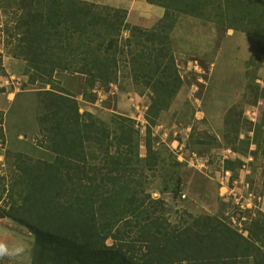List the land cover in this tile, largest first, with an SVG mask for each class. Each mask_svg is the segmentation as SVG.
<instances>
[{
  "label": "trees",
  "instance_id": "trees-1",
  "mask_svg": "<svg viewBox=\"0 0 264 264\" xmlns=\"http://www.w3.org/2000/svg\"><path fill=\"white\" fill-rule=\"evenodd\" d=\"M146 1L164 8L149 29L128 22L126 8L94 1L0 0V9L18 12L14 56L28 62V82L49 85L38 91L36 144L52 155H34L15 142L4 153L0 148L8 166L7 174L0 172V219L34 234L33 264H264V213L251 220L247 235L217 215L184 211L172 220V208L149 189L164 162L153 129L184 82L171 37L180 15L200 17L212 8L221 26L264 39V0H241L239 18L233 0ZM121 61L146 87L161 72L168 76L151 97L144 137L129 116L115 113L108 122L81 111L77 96L55 78L58 72L84 75L82 98L93 103L98 94L91 89L116 84ZM2 123L0 110L3 144ZM198 141L210 147L218 138L204 134ZM173 156L176 165L186 164ZM224 165L236 177L243 161L229 158Z\"/></svg>",
  "mask_w": 264,
  "mask_h": 264
},
{
  "label": "rangeland",
  "instance_id": "rangeland-1",
  "mask_svg": "<svg viewBox=\"0 0 264 264\" xmlns=\"http://www.w3.org/2000/svg\"><path fill=\"white\" fill-rule=\"evenodd\" d=\"M88 1L126 8L127 21L147 29L158 22L161 11L164 13L162 7L146 0ZM240 1L231 2L232 12L238 18ZM17 14L16 8L0 9V59L5 67L4 76L19 82L17 88L10 85L5 93L0 87V110L6 138L3 144L0 141V148L4 153L15 142L14 147L18 149L52 158L36 144L39 139L35 118L38 91L48 89L49 85L30 84L28 75L24 74L28 62L14 56L19 54L17 40L13 37ZM232 24L235 29V23ZM127 34L125 31L124 36ZM171 37L175 64L184 82L153 129L154 147L161 152L164 162L158 175L152 179L150 192L172 208V220L184 211L195 215H217L247 235L246 228L251 220L260 212L264 213V39L254 33L221 26L212 8L200 17L181 14ZM196 65L200 70L194 68ZM55 78L77 96L81 111H92L108 122L115 113L129 116L141 130H145V114L151 97L160 91L168 76L161 72L152 85L146 87L141 78H134L131 66L121 61L120 79L116 84L97 83L94 88H89L98 94V100L93 103L82 98L88 88L84 75L58 72ZM10 90L15 91L13 98L8 97ZM253 113L257 116L254 117ZM21 131L29 134L28 139L18 135ZM204 134L217 136L218 143L210 147L201 145L198 140L203 139ZM176 140L186 143L188 150L203 149L198 153L210 156L211 167L200 170L188 163L176 165L171 149ZM142 143L141 152L145 156L146 147ZM188 150L184 151V159H179L180 162L190 159ZM224 154L243 161L238 168L236 184L231 180L223 184L218 179ZM7 168L3 154L0 156V172L7 174ZM233 189L237 196L229 195V190ZM248 192H253L256 197L245 205L246 209H242L235 198L245 201ZM3 219L5 221H1ZM3 219H0V264H33L34 234L9 218Z\"/></svg>",
  "mask_w": 264,
  "mask_h": 264
},
{
  "label": "built area",
  "instance_id": "built-area-1",
  "mask_svg": "<svg viewBox=\"0 0 264 264\" xmlns=\"http://www.w3.org/2000/svg\"><path fill=\"white\" fill-rule=\"evenodd\" d=\"M198 66V67H197ZM195 69H197V70H200V66L199 65H196L195 67H194ZM17 79V78H16ZM6 86L7 87H9L10 85L11 86H14V87H18V84H19V82H15V78H12V77H10V78H8L7 80H6ZM17 91V90H16ZM8 97L10 98V95L12 96V98H13V96H14V94H15V91L14 90H10L9 92H8ZM253 115H254V117H256L257 116V114L256 113H253ZM147 120V119H146ZM252 120L253 121H255V118H252ZM147 125V124H146ZM137 126V125H136ZM138 127V126H137ZM139 128V127H138ZM141 130V129H140ZM144 131H146V126H145V130L144 129H142L141 130V134L144 132ZM177 142V144H175ZM180 140H176L175 142H173V144H172V146H171V149H172V151H173V153H175L177 156H178V158L179 159H181V160H183L184 158H183V154H184V151L185 150H188L187 149V145H186V143H182V142H180L182 145H180ZM179 147V148H178ZM189 152H190V155L189 156H191L190 157V159H186L185 160V162L186 163H188V165H192V167H195V168H197V169H200V170H203V169H208V168H210L211 166H210V164L212 165V163H211V158H210V156H203V155H199V153H198V151L197 150H188ZM228 153H232V151L231 150H228ZM208 157V158H207ZM230 158V154L228 155V154H224L223 155V157L221 158L222 159V167H221V171H222V173H221V176H220V178H218L219 179V181L221 182V183H223V184H227V183H230L231 181L234 183V184H236L237 183V180L235 179L236 177H234V174H233V171L232 170H230V169H227V168H225V165H224V161H225V159H229ZM231 180V181H230ZM226 186V185H225ZM229 195H235V196H237L238 195V193L237 192H235V189H233V190H229ZM247 196H246V200L245 201H240V200H237V197L235 198L236 199V202H237V204H238V206L240 207V208H242V209H246V204L247 205H249L250 204V202H251V199H253L254 197H256L255 195H254V193L253 192H248L247 194H246ZM261 198V197H260ZM232 223L234 224V220L232 221ZM235 225V224H234ZM237 228V227H236ZM238 229V228H237ZM239 231H241V232H243V230L242 229H238ZM246 232H248V230L246 229Z\"/></svg>",
  "mask_w": 264,
  "mask_h": 264
},
{
  "label": "crops",
  "instance_id": "crops-1",
  "mask_svg": "<svg viewBox=\"0 0 264 264\" xmlns=\"http://www.w3.org/2000/svg\"><path fill=\"white\" fill-rule=\"evenodd\" d=\"M162 8H163V7H162ZM163 9H164V8H163ZM160 10H161V9H160ZM163 14H164V13H162V11H161V16H160V17H162ZM7 72H8V71H7ZM6 77H7V76L0 75V87H2L1 89L3 90V91H2L3 93H5L6 90H8V87L6 86V83H5L6 80H7ZM2 85H3L4 87H3ZM5 87H6L7 89H6ZM0 108H1V107H0ZM1 221H5V220L3 219V220H1Z\"/></svg>",
  "mask_w": 264,
  "mask_h": 264
}]
</instances>
